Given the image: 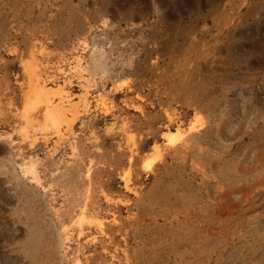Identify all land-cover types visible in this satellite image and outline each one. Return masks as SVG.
<instances>
[{"label": "rangeland", "instance_id": "rangeland-1", "mask_svg": "<svg viewBox=\"0 0 264 264\" xmlns=\"http://www.w3.org/2000/svg\"><path fill=\"white\" fill-rule=\"evenodd\" d=\"M0 264H264V0H0Z\"/></svg>", "mask_w": 264, "mask_h": 264}, {"label": "bare ground", "instance_id": "bare-ground-1", "mask_svg": "<svg viewBox=\"0 0 264 264\" xmlns=\"http://www.w3.org/2000/svg\"><path fill=\"white\" fill-rule=\"evenodd\" d=\"M46 103H47V101H46ZM46 105V104H45ZM47 109H48V107H47Z\"/></svg>", "mask_w": 264, "mask_h": 264}]
</instances>
